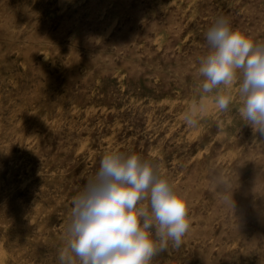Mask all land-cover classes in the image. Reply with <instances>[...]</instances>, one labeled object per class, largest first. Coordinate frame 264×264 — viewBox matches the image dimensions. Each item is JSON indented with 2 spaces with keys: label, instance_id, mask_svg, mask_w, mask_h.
Returning <instances> with one entry per match:
<instances>
[{
  "label": "rangeland",
  "instance_id": "1",
  "mask_svg": "<svg viewBox=\"0 0 264 264\" xmlns=\"http://www.w3.org/2000/svg\"><path fill=\"white\" fill-rule=\"evenodd\" d=\"M221 16L264 41V0H0V264H60L82 174L117 150L187 205L182 244L151 264H264V136L238 85L227 112L199 92Z\"/></svg>",
  "mask_w": 264,
  "mask_h": 264
},
{
  "label": "clouds",
  "instance_id": "2",
  "mask_svg": "<svg viewBox=\"0 0 264 264\" xmlns=\"http://www.w3.org/2000/svg\"><path fill=\"white\" fill-rule=\"evenodd\" d=\"M209 51L200 60L203 98L214 93L218 111L233 102L223 88L238 85L241 121L264 136V41H254L218 17L205 34ZM204 104L184 116L188 126L198 123ZM83 190L72 199L69 240L59 250L60 264H151L172 242L182 244L190 222L185 200L157 166L136 153H105L98 170L84 176ZM231 201L232 195H225ZM148 204L139 206L141 201ZM154 230V232H153Z\"/></svg>",
  "mask_w": 264,
  "mask_h": 264
}]
</instances>
